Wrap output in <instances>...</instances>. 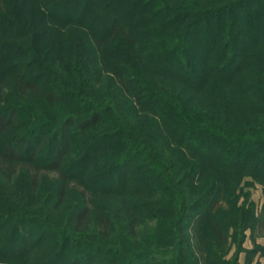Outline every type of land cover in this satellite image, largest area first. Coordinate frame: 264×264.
Listing matches in <instances>:
<instances>
[{"label": "trees", "instance_id": "trees-1", "mask_svg": "<svg viewBox=\"0 0 264 264\" xmlns=\"http://www.w3.org/2000/svg\"><path fill=\"white\" fill-rule=\"evenodd\" d=\"M191 1L167 11L153 0H34L24 11L22 0H0V219L10 222L6 238L9 242L24 238L29 220L25 213L9 209L15 200L6 197L7 191L28 205V194L40 190L45 172L52 171L58 173L51 179L53 203L63 204L72 188L79 200L65 216L69 229L47 226L48 235L28 245L29 228L24 250L9 253L26 257L29 264H56L70 244L79 243L89 253L114 251L126 264L146 253L168 258L157 241L141 246L150 231L141 225L140 209L127 203L123 217L113 206L95 202L101 195L135 193L139 180L145 184L144 179L156 177L168 182L163 188L169 186L179 198L176 208L170 198L155 208L162 193L146 200L147 207L171 214L158 218L165 224V247L182 244L189 212L206 201L205 211L213 217L211 236H203V213L191 223L189 234L199 262L218 263L229 238L217 216L228 196L225 176L241 162L248 147L253 149L249 167L264 176V123L254 124L242 111L230 118L229 107L219 96L216 124L200 119L201 111L192 112L186 98L162 76L173 80L174 64L175 79L190 86L211 72L225 77L240 66L246 43L254 49L262 42L259 48L264 50V7H255L256 0H204V7L190 6ZM49 21L69 30L52 31ZM64 48L68 56L63 65L77 78L75 87L58 82L56 60ZM100 55L104 61L98 68L105 66L106 77L110 76L104 90L89 87L94 92L88 97L91 85L83 80L84 64ZM251 58L260 78L253 105L264 109V66L254 55ZM114 95L127 96L129 103L114 101ZM32 132L38 133L30 139ZM99 138L107 140L101 148L96 146ZM28 139L33 149L23 145ZM134 158L137 162L119 175V187L103 185L121 164ZM188 162L191 171L186 179L173 183L166 177L167 171ZM76 163L81 165L75 169ZM207 167L216 171L209 181H205L211 171ZM23 174L27 188H15ZM184 183L191 186L181 190ZM256 227L264 233V207ZM117 230L122 239L115 246L110 238ZM127 240L133 248L125 244Z\"/></svg>", "mask_w": 264, "mask_h": 264}, {"label": "rangeland", "instance_id": "rangeland-1", "mask_svg": "<svg viewBox=\"0 0 264 264\" xmlns=\"http://www.w3.org/2000/svg\"><path fill=\"white\" fill-rule=\"evenodd\" d=\"M34 0H22L24 11H27L28 6L30 7ZM39 1V0H36ZM156 4L165 7L166 10L169 8L173 11V7L176 5H180L181 3H188L191 0H153ZM196 2H192L190 6L197 5L199 7H204V0H195ZM213 1H220V0H211ZM252 2V1H251ZM257 2V4L255 3ZM253 2L255 7H264V0H256ZM150 4V1H148ZM262 3V5H258ZM254 7V6H253ZM26 9V10H25ZM134 11H136L134 9ZM168 11V10H167ZM166 11V12H167ZM136 13V12H135ZM169 13V12H168ZM171 16V15H170ZM47 25L52 27V31L57 29L56 27H60V29H68L67 26H63L61 24L57 25L53 22H47ZM195 27V26H194ZM89 36V32H86ZM197 38H199V34L197 33ZM218 38V37H216ZM45 39H42V43ZM47 39L45 40V42ZM251 42L246 43L248 49L242 52L241 54V64L238 67H233L229 74L225 77H216L213 75V72L205 74V79L198 83V85L190 86L185 84V82L175 79L177 74V68L172 65V70L170 72L172 79L168 77H163V79L169 81L168 85L172 87L174 91H179L183 95V98H186L187 107L192 112L201 113L199 114V118L206 120L207 122H211L216 124L218 120V111L216 110L217 105V96L223 98L225 104L229 107V117H235V112L242 111L243 114L251 122L254 124H263L264 123V109L256 108L253 105V98L256 91H259V73L257 68L253 65V61L251 56H255L257 59H260L259 63L264 66V50L263 48H259L262 42L258 45H254L255 48L253 49V45L249 44ZM245 46V47H246ZM258 48V49H257ZM59 60L57 57L56 60V71L60 72V78H58V82L62 86L68 87H75L77 82V78L74 76L73 71L71 68H67L63 65L66 62L67 54L66 48L60 50ZM139 56H144L142 53L139 52ZM103 57L96 56L94 59L88 63L84 64V75L83 80L88 81V84L91 85L87 87V96L90 97L94 91H91L90 88H97L100 90H104V86L107 83L106 73H108V69L103 66L102 73H99L98 66H102L100 63ZM254 59V57H253ZM208 60H205L204 64ZM110 68V66H108ZM110 73V72H109ZM112 76V74H111ZM162 79L161 77H159ZM79 80V79H78ZM90 87V88H89ZM97 93L100 92L96 90ZM95 91V93H96ZM116 98H119L120 102L123 101L122 104L126 103L127 96L124 97H117L113 96V100L116 101ZM215 98V99H214ZM66 100L60 102L59 105H62ZM128 102V101H127ZM129 103V102H128ZM131 103V99H130ZM220 110V106L218 107ZM135 117L137 118V112H133ZM99 132V130L97 131ZM38 132H36L37 134ZM34 132L31 133L29 136L30 139L33 135H36ZM105 137V136H103ZM98 138V137H97ZM28 139L23 142L25 147H29L31 144V140ZM106 138H99V143L96 144L98 147H102L107 140ZM105 141V142H104ZM246 154L242 158L241 162H238L235 168L232 170H228L227 175L225 176V183H226V192H227V200L222 204L220 212H218V220L221 224L222 229L228 232V246L227 248H223L221 252V256H217V264H264V233L258 230L256 227V218L258 214L262 211L264 207V176L261 175V172L255 171L249 167V157H253V149L246 148ZM125 160V159H124ZM137 162V158H134L130 162H122L123 164L120 165L118 169L115 170L114 175L107 181L106 184L103 185H111L112 187H119L120 182V174L127 169L128 166L134 165ZM96 163V162H95ZM94 163V164H95ZM77 164V163H76ZM73 164L75 169L79 167L81 164ZM93 164V165H94ZM191 163L188 162L181 166V169H176L175 167L167 171L166 177L170 176L171 182L173 183H180L183 179H186L187 174H190L189 169ZM73 169V168H72ZM121 169V170H120ZM120 170V173H119ZM209 171V179H205V181L211 180L216 174V171L206 168ZM48 174L45 172V179L43 180V185L40 190H36L34 195L29 193L26 201L28 205L23 204L22 200L20 199L19 195H14L11 192H6V197L13 199L10 203V208L13 212L16 213H25L26 217H29V220L26 224V231L29 228L32 229L31 234L27 233L28 245L36 243L37 239H41L42 236L48 235L46 232L47 226L58 228L61 230L69 229L70 225L68 226L67 221H65V216L71 211L72 208L76 206L79 202L78 198H76L74 191L71 189L69 192L68 197L66 198L65 202L60 206H56L54 201V181L51 180L57 177L58 173L50 172ZM199 178V177H198ZM195 178V179H198ZM143 179V178H142ZM180 179H182L180 181ZM147 182L144 184L143 180H139L136 185L133 187V192L129 194L123 195H101L100 198L95 200V202H99L104 206H113V208L118 209V213L125 217L124 210L122 207H127V203L130 207L140 209V217L142 226H147V229L151 232L147 233V235L142 239V245L147 244V242L160 243L163 245V248L166 250V254L168 258L165 256L156 254V253H146L142 254L131 261L129 260L128 264H166V262L177 261L178 264H201L197 259L194 245L192 239L190 238L189 234V227L191 223H193L194 219L197 217L198 214L203 213L205 216V220L202 224V233L204 237L211 236L212 233V222L213 217L208 215L205 211L206 201H202L197 206L192 209L187 219L184 222V241L182 244L176 247V243L173 242L167 246V233L164 227V222L161 223L158 218L160 217H169V213L162 212L159 210H155L153 208L147 207L146 200L150 197L153 193H162L158 197V205L155 208H161L163 206V202L167 200V198L173 201V207L176 208L177 203L179 201L178 196H173L172 191L173 189L169 186H164L163 184L168 183L165 181L160 180L159 178L153 177V179H144ZM169 181V180H168ZM143 182V183H142ZM28 178L25 174L21 176L19 182L15 183V188H19L22 186L23 188H27ZM76 185H80L79 183H74ZM82 186V185H81ZM190 184L184 183L182 189H187L190 187ZM29 188V187H28ZM16 191V190H15ZM189 195V194H188ZM167 196V197H166ZM190 198H193V194L190 193ZM127 197H131L130 201H127ZM154 217H157V221L152 220ZM33 219H40V222H35ZM42 223V224H41ZM47 223V224H45ZM45 226H44V225ZM162 225V226H160ZM10 226L9 221H4L0 219V264H29L28 259L26 257L19 258L18 254L14 255L8 252V250H21L24 248L23 241L24 238H18V240L8 241L9 238H6V235L9 236L10 233L7 232V228ZM157 226L158 228H155ZM47 227V228H46ZM45 231V232H44ZM45 233V234H44ZM80 239V238H78ZM114 245L117 246L122 239L120 231H115L110 238ZM124 239V238H123ZM147 239V240H146ZM146 241V242H145ZM145 242V243H144ZM126 245L128 244L129 247L133 248V243H129L127 240ZM84 245L82 244H70L67 248L66 253L62 256V258L56 264H113L114 261L118 262V264H126L123 263L126 259H122V257L116 254L114 251H107L104 254H96V253H89L82 250ZM7 250V251H6ZM24 250V249H23ZM93 251V250H92ZM24 253V251H23Z\"/></svg>", "mask_w": 264, "mask_h": 264}]
</instances>
